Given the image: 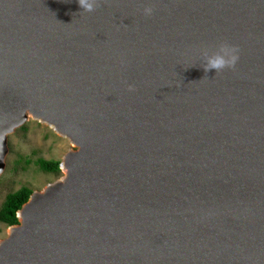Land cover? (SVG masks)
Instances as JSON below:
<instances>
[{"label":"water","instance_id":"95a60500","mask_svg":"<svg viewBox=\"0 0 264 264\" xmlns=\"http://www.w3.org/2000/svg\"><path fill=\"white\" fill-rule=\"evenodd\" d=\"M30 119L73 149L0 264H264V0H0V175Z\"/></svg>","mask_w":264,"mask_h":264},{"label":"rangeland","instance_id":"374dc122","mask_svg":"<svg viewBox=\"0 0 264 264\" xmlns=\"http://www.w3.org/2000/svg\"><path fill=\"white\" fill-rule=\"evenodd\" d=\"M7 149L0 175V205L7 193L21 186L39 191L59 178L62 172H44L34 162L39 158L60 161L73 147L66 138L57 135L45 124L30 119L8 136ZM7 227L0 222V239L5 237Z\"/></svg>","mask_w":264,"mask_h":264},{"label":"clouds","instance_id":"9594fccd","mask_svg":"<svg viewBox=\"0 0 264 264\" xmlns=\"http://www.w3.org/2000/svg\"><path fill=\"white\" fill-rule=\"evenodd\" d=\"M78 6L84 13H91L98 5V0H77ZM153 9L151 7H145L143 9V15L151 16ZM206 63L204 64V71L215 70L217 73L224 69H232L236 66L239 60V49L236 46L222 43L218 46L217 50L209 54L208 50L202 51ZM129 90H132V86H129Z\"/></svg>","mask_w":264,"mask_h":264},{"label":"trees","instance_id":"16d2710c","mask_svg":"<svg viewBox=\"0 0 264 264\" xmlns=\"http://www.w3.org/2000/svg\"><path fill=\"white\" fill-rule=\"evenodd\" d=\"M29 162V161H27ZM35 165L44 172L58 173L59 161L39 158L35 160ZM32 190L26 186H21L19 189L9 192L5 195L0 205V222L10 226L18 223L16 211L25 203Z\"/></svg>","mask_w":264,"mask_h":264}]
</instances>
